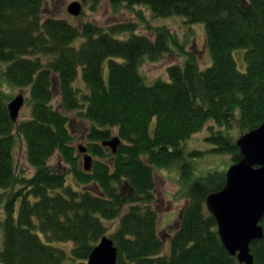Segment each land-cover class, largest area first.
Masks as SVG:
<instances>
[{
	"label": "trees",
	"instance_id": "trees-1",
	"mask_svg": "<svg viewBox=\"0 0 264 264\" xmlns=\"http://www.w3.org/2000/svg\"><path fill=\"white\" fill-rule=\"evenodd\" d=\"M46 1L0 0V263L87 264L108 235L117 264H244L224 246L206 204L226 184L219 169L193 182L171 252L164 253L155 168L179 164L189 182L203 151L188 150L187 140L210 121L217 126H208L210 151L241 159L238 137L264 122V0H110L204 22L213 63L203 69L168 26H155L154 37L132 23L106 31L45 15ZM123 32L129 36L119 37ZM172 44L185 63L170 65L168 80L148 83L142 63L159 60ZM236 49L245 51L244 71ZM80 71L87 91L75 85ZM9 87L29 88V118L12 120ZM71 111L85 122L90 169L76 149ZM18 136L35 169L29 176L15 163ZM115 136L117 152L104 144ZM260 223L264 229V217ZM251 251L253 264H264V236Z\"/></svg>",
	"mask_w": 264,
	"mask_h": 264
},
{
	"label": "rangeland",
	"instance_id": "rangeland-1",
	"mask_svg": "<svg viewBox=\"0 0 264 264\" xmlns=\"http://www.w3.org/2000/svg\"><path fill=\"white\" fill-rule=\"evenodd\" d=\"M74 1H80L82 12L79 16L72 15L68 7ZM45 15H52L60 18L69 19L75 24H83L91 22L103 27L106 31H110V27L114 25L132 23L136 26V32L154 37L155 26H168L177 36L179 43H185L188 51L193 50L198 56L200 67L207 68L213 63V56L206 45V25L204 22L191 23L184 15L156 16L153 11L145 5H113L110 0H102L98 5H93L90 0H47L45 3ZM119 37L126 38L128 32L118 34ZM82 39L74 41L78 45ZM243 49L234 51L235 59L240 70H246L247 63L244 57ZM186 56L178 50L177 44H172L170 51L165 52L157 61L149 59L144 60L140 68L141 74L145 76L148 83H154L158 79L168 80V67L172 64H184ZM2 66H4L2 64ZM1 67V65H0ZM75 85L87 91V86L80 71L79 78L75 81ZM11 100L18 94L23 93L25 96V104L23 105L18 122L31 116V106L27 103L29 97V88L9 87ZM73 132L77 134L76 149L81 145L87 147L86 133L84 132L85 122L77 111L69 113ZM216 124L210 121L205 128L199 133L194 134L187 140L186 147L188 150H201L203 153L197 156L195 171L189 182H183L182 168L179 164L172 167H156V205L160 214V234L165 241L164 253L171 252V239L179 226L182 210L189 201V190L196 179H205L208 173L214 169L227 171L233 164L231 155L228 153H213L210 150L214 145L207 140L210 133L208 126ZM117 130L115 129V134ZM117 135V134H116ZM79 152V150H78ZM90 153V152H89ZM82 165L85 166V153H81ZM91 154V153H90ZM15 163L18 172L25 171L26 175H31L35 171L34 167L29 163L27 158V144L23 137L18 136L17 143L14 148ZM55 159V158H54ZM22 170V171H21ZM69 180L73 183V178ZM3 214V205L0 204V215ZM115 225V224H114ZM45 241L48 239L42 235ZM56 246L66 247L70 249L73 242L53 241ZM3 246V231H0V247ZM1 264V263H0Z\"/></svg>",
	"mask_w": 264,
	"mask_h": 264
},
{
	"label": "water",
	"instance_id": "water-1",
	"mask_svg": "<svg viewBox=\"0 0 264 264\" xmlns=\"http://www.w3.org/2000/svg\"><path fill=\"white\" fill-rule=\"evenodd\" d=\"M69 12L79 16L82 12L80 1L72 2ZM25 104L23 93L16 95L8 104L14 122L18 121ZM121 143L119 136L104 142L113 152ZM242 157L234 162L226 172V184L221 190L210 193L206 204L217 221L218 232L228 252L244 264L254 263L251 251L253 240L264 236L260 221L264 217V122L237 139ZM85 168L90 169L92 155L86 146ZM118 248L110 236H103L88 257L87 264H117Z\"/></svg>",
	"mask_w": 264,
	"mask_h": 264
}]
</instances>
